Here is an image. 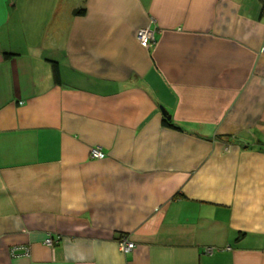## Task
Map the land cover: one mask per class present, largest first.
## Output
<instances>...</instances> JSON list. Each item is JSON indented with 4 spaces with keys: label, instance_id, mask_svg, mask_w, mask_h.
<instances>
[{
    "label": "crops",
    "instance_id": "1",
    "mask_svg": "<svg viewBox=\"0 0 264 264\" xmlns=\"http://www.w3.org/2000/svg\"><path fill=\"white\" fill-rule=\"evenodd\" d=\"M0 264H264V0H0Z\"/></svg>",
    "mask_w": 264,
    "mask_h": 264
},
{
    "label": "built area",
    "instance_id": "2",
    "mask_svg": "<svg viewBox=\"0 0 264 264\" xmlns=\"http://www.w3.org/2000/svg\"><path fill=\"white\" fill-rule=\"evenodd\" d=\"M136 37H137V40L145 47L151 46V44L154 43V41H155L154 30L151 28H147V27L139 29ZM90 155L92 157H95V158H103L104 157V153L98 148H92L90 151ZM44 243L52 246L54 243V239L49 235L45 239ZM119 247L122 251H130L134 247V242L128 240L127 237L122 236L119 239ZM18 250H22V252L19 253V255H28V253H29L28 247H26V246L14 247L12 249V252L15 253ZM211 250L212 249H210V251Z\"/></svg>",
    "mask_w": 264,
    "mask_h": 264
},
{
    "label": "trees",
    "instance_id": "3",
    "mask_svg": "<svg viewBox=\"0 0 264 264\" xmlns=\"http://www.w3.org/2000/svg\"><path fill=\"white\" fill-rule=\"evenodd\" d=\"M82 11H83V9H80V10H77L76 12H82ZM9 54L10 53H6V55H9ZM53 69H54V76L57 79L58 78V67H57V64L56 63L53 64ZM163 121H164L165 124H167L169 126L176 127V125H174V123L170 122V119H167L166 116H164Z\"/></svg>",
    "mask_w": 264,
    "mask_h": 264
},
{
    "label": "water",
    "instance_id": "4",
    "mask_svg": "<svg viewBox=\"0 0 264 264\" xmlns=\"http://www.w3.org/2000/svg\"><path fill=\"white\" fill-rule=\"evenodd\" d=\"M162 110H163V111H162L163 116H166L167 119H170V118H171L170 114H168V112H167L164 108H163Z\"/></svg>",
    "mask_w": 264,
    "mask_h": 264
}]
</instances>
